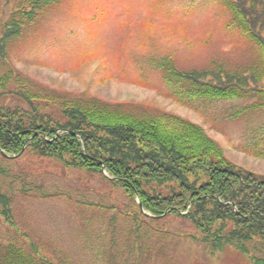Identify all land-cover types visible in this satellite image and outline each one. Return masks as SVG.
<instances>
[{"label":"rangeland","instance_id":"rangeland-1","mask_svg":"<svg viewBox=\"0 0 264 264\" xmlns=\"http://www.w3.org/2000/svg\"><path fill=\"white\" fill-rule=\"evenodd\" d=\"M231 1L0 0V33L22 9L35 14L23 18L22 34L10 43L17 74L8 86L51 99L41 102L47 112L96 98L137 116L180 115L202 125L229 159L264 175V105L237 115L264 103L263 94L190 100L184 92L191 83L162 67L262 72L263 49ZM9 69L0 63V77ZM0 100L30 108L16 93ZM0 190L13 215L12 222L0 216V253L13 244L50 264H254L235 246L201 243L183 217L145 218L115 181L53 157L1 156ZM249 247L264 259V245Z\"/></svg>","mask_w":264,"mask_h":264},{"label":"trees","instance_id":"trees-1","mask_svg":"<svg viewBox=\"0 0 264 264\" xmlns=\"http://www.w3.org/2000/svg\"><path fill=\"white\" fill-rule=\"evenodd\" d=\"M35 1L39 5L50 0ZM231 4L236 19L244 23L264 53V0H232ZM30 14L34 13L17 12L4 22L0 33V63L11 68L0 77V99L16 93L30 107L0 100V157L28 151L101 173L125 188L140 208L143 204L149 213L141 209L145 218L183 217L196 227L199 235L195 237L201 243L215 250L235 246L254 264H264L249 247L264 245V175L229 159L202 125L168 112L137 116L122 105L96 98L67 101L57 113L47 112L41 102L51 99L9 88L17 74L8 57L9 46L22 34V20ZM165 62L162 67L168 75L191 83L184 92L190 100L235 99L253 91L264 98V69L233 73L218 66L182 72ZM262 105L243 108L237 115ZM11 202L0 190V216L7 222H12ZM0 264L50 263L11 244L0 253Z\"/></svg>","mask_w":264,"mask_h":264},{"label":"water","instance_id":"water-1","mask_svg":"<svg viewBox=\"0 0 264 264\" xmlns=\"http://www.w3.org/2000/svg\"><path fill=\"white\" fill-rule=\"evenodd\" d=\"M106 174H107V173H106ZM140 206H141L142 210L144 211V213L149 214V213H147V212L144 210V208H143V204H142V203H140Z\"/></svg>","mask_w":264,"mask_h":264}]
</instances>
